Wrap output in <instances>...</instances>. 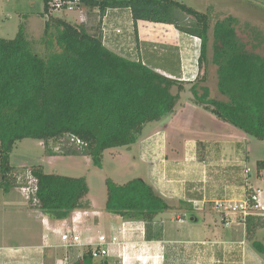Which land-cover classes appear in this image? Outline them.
I'll return each mask as SVG.
<instances>
[{
	"label": "trees",
	"instance_id": "1",
	"mask_svg": "<svg viewBox=\"0 0 264 264\" xmlns=\"http://www.w3.org/2000/svg\"><path fill=\"white\" fill-rule=\"evenodd\" d=\"M43 1L46 18L39 39L43 53L32 49L22 27L13 38H0V186L4 191L27 186L19 178L26 166H12L9 160L18 141L41 140L49 156H88L93 166L101 167L105 150L134 144L146 123L175 111L184 82L105 46L100 22L106 11L109 17L130 13L135 38L137 21L168 24L182 34L198 36L199 63L206 57L209 17L180 1L78 0V6L86 8V20L80 25L52 15ZM212 49L217 90L227 101L214 98L208 85L195 83L190 88L193 98L217 118L264 140V55L246 45L231 17L214 23ZM258 164L264 167V161ZM29 172L36 180L33 197L50 217L66 219L75 210L89 208L85 177L46 173L36 165ZM105 186L106 212L124 220L148 224L172 208L138 177L121 184L107 178ZM263 226L264 216H248L247 237L253 240ZM252 245L264 252L259 241ZM68 264L110 263L107 258L95 260L84 250Z\"/></svg>",
	"mask_w": 264,
	"mask_h": 264
},
{
	"label": "crops",
	"instance_id": "2",
	"mask_svg": "<svg viewBox=\"0 0 264 264\" xmlns=\"http://www.w3.org/2000/svg\"><path fill=\"white\" fill-rule=\"evenodd\" d=\"M43 11L44 1L42 10L28 11L26 15L18 12L19 17L22 14L25 17L24 31L30 41L34 37L39 39L42 34L46 18L42 15ZM52 15L60 17L54 12ZM136 28L143 61L158 72L179 78L181 60L178 43L186 36L172 25L162 23L137 21ZM153 47L158 48L157 52ZM192 85L191 82H184L175 111L160 120L146 123L134 144L103 152L98 169L111 177L129 171L135 176L127 177L126 181L136 177L144 180L169 202L172 208L166 211H173L174 217L170 221L176 223L173 236H168L170 230L160 217L162 213L152 222L144 223V238L133 236L127 240L125 251L128 257H135L125 264H264V252H259L252 245V241L256 240L264 246V226L255 231L251 240L247 237L245 224L237 220L235 214H231V222L225 224L224 210L216 205L224 199L241 200L247 187L255 188L256 182L260 181L257 173L253 172L247 150V145L254 139L217 118L204 104L197 103L192 93L186 95V90L191 92ZM65 157L82 162L86 168L93 166L88 156ZM104 159L109 163L106 169L102 163ZM38 166L43 170L42 165ZM20 189L14 187L4 192L0 186V264L68 263L74 253L78 258L85 249H66L60 240V232L69 218L49 217L35 201L28 206L30 211L23 214L27 216L26 225H22L27 232V240L20 242L19 234L16 239L2 240L7 228H16L20 232L17 220L22 211L18 206L20 200H29V194ZM88 201L89 209H93L96 202L91 197ZM102 206L105 207V202ZM100 212L98 219L87 222L89 231L94 235L98 232L117 233L123 219L106 212L105 208L104 212ZM189 214H194L197 222L187 221L189 225H184L182 217L188 219ZM261 216H264V211ZM117 235L122 241L120 234ZM181 235L186 240H180ZM122 244L110 247L108 259L116 261ZM136 245L140 248L133 253ZM59 250L62 255L57 254Z\"/></svg>",
	"mask_w": 264,
	"mask_h": 264
},
{
	"label": "rangeland",
	"instance_id": "3",
	"mask_svg": "<svg viewBox=\"0 0 264 264\" xmlns=\"http://www.w3.org/2000/svg\"><path fill=\"white\" fill-rule=\"evenodd\" d=\"M187 6L194 8L199 12L207 14L209 17L210 28L208 31V42H207V51L206 57L202 59L199 63V76L196 81L191 82L195 83L197 86L205 84L208 85L214 98L218 100L227 101V97L221 95L217 90V65L213 61V49H212V27L216 21L226 19L228 17L233 18L234 26L239 30L242 39L245 41L246 45L251 49H255L258 52L264 55V0H177ZM32 3H36L32 4ZM43 0H0V38H13L16 36L20 27L24 29L25 24L23 14L29 12H35V10H42ZM23 12L22 16L19 17L18 12ZM86 8L82 5L76 8H66L59 11H54V14L59 15L60 17L65 18L70 23L78 25L82 20H85ZM84 23V22H83ZM113 23H115L113 21ZM27 36V35H26ZM28 38V37H27ZM40 39V37H39ZM38 37L32 38L31 47L35 52L43 53V47L39 41ZM157 47H153V50L157 52ZM186 95H190L191 92L186 90ZM181 96H184V93L181 92ZM253 138V137H251ZM252 142L247 145V150L251 158L252 168L254 174L257 173V178H260V181L256 182L255 188H259V203L260 205L264 203V167L261 165H256L258 161H264V140H258L253 138ZM108 151V150H107ZM111 151V150H109ZM57 157V158H56ZM108 157V154H107ZM103 158V155H102ZM10 164L15 167H20L21 165H27L25 170L22 172V175H19V178L23 180L28 188L26 190L20 189L21 191H26L25 193L29 194V200L26 199L20 200V205L18 208L21 209V214L18 215L17 225L21 226L20 232L12 228H7L3 232L2 240H13L16 239L18 235L19 241H26V231L22 229V225L27 223V216L23 214L29 210L30 203L35 201L33 197V186L34 182L31 179L26 178L28 171L31 165H42L43 170L46 173H58L62 175H71V176H83L87 180L89 190L86 196L93 198L96 202L94 210H100L104 212V207L102 206L106 199V186L105 180L107 178L112 179L114 182H124L127 177L132 175L131 172L126 171L123 175L122 172L113 175V177L108 176V173L102 172L98 167L88 166L82 162H77L74 158H66L65 156H49L45 154L43 141L37 139L26 138L21 141H18L11 154H10ZM102 160V159H101ZM75 161L77 163H75ZM104 168L109 167V163L104 159L102 161ZM31 164V165H30ZM120 164V163H119ZM256 166V169H255ZM131 177V178H132ZM86 180V181H87ZM20 188V187H19ZM6 192V191H4ZM36 202V201H35ZM37 204V203H36ZM264 205V204H263ZM26 215V214H25ZM48 215V214H47ZM202 215V214H201ZM49 216V215H48ZM50 217V216H49ZM160 217H162L163 223L168 227L170 233L168 236H173L175 232L176 223L171 222L170 219L174 217L173 211H165ZM158 217L157 219H159ZM89 221V220H88ZM87 221V222H88ZM187 217H182V223L184 225H189ZM86 222V223H87ZM190 222V221H189ZM24 233V234H23ZM17 236V238H18ZM29 236V235H28ZM185 236L181 235L180 240H186ZM19 242V243H20ZM137 246V245H136ZM140 245L133 248V253L139 250ZM81 250V249H80ZM71 252V251H70ZM80 252V251H79ZM130 252V251H129ZM62 255L63 252L59 250L57 253ZM132 255V253H131ZM135 257L134 255L130 258ZM76 258L74 253L69 259L68 263L72 262ZM264 258V256H263ZM108 259V257H107ZM110 264H122L118 260L112 258L108 259ZM132 264V263H130ZM139 264V263H134Z\"/></svg>",
	"mask_w": 264,
	"mask_h": 264
},
{
	"label": "built area",
	"instance_id": "4",
	"mask_svg": "<svg viewBox=\"0 0 264 264\" xmlns=\"http://www.w3.org/2000/svg\"><path fill=\"white\" fill-rule=\"evenodd\" d=\"M45 2L50 12L78 7V0H45ZM114 11H116V9H114ZM130 16L129 13V15L123 14L122 16L109 17V12L106 11L100 22L101 40L105 46L122 54L124 57L144 63L142 58V47L140 45L139 37L135 38L134 36L133 20ZM121 17H126V19H122ZM113 21L115 23H113ZM185 36L186 39H183L178 43L181 60V75L179 80L184 82H194L199 76L201 39L198 36ZM77 142L79 141L77 140ZM27 178L31 179L34 183L36 182L29 171ZM20 188L26 190L28 186ZM34 190L35 188H33L32 192H34ZM245 191V196L241 200L234 201L232 199H224L216 203L219 208H223L224 210L225 218L223 220L225 221V224L231 222V214H235L236 219L244 224L245 219L248 216L262 215L264 206L259 203V194L261 190L257 187L253 188L252 186H248ZM100 215L101 212L99 210L89 208L73 211L66 224H64L63 230L60 232L62 246L66 249L71 247L84 248L85 250H89L93 259L100 260L109 257L111 246L122 244L123 241L121 251L116 255V260L125 264L126 260L130 259L125 251V245L128 242L127 240L133 236L142 239L144 238V222L123 219L117 231L122 238V241H120L116 232H98L94 235L89 231L86 222L88 220L94 221L95 219H98ZM58 264L68 263L61 261Z\"/></svg>",
	"mask_w": 264,
	"mask_h": 264
},
{
	"label": "water",
	"instance_id": "5",
	"mask_svg": "<svg viewBox=\"0 0 264 264\" xmlns=\"http://www.w3.org/2000/svg\"><path fill=\"white\" fill-rule=\"evenodd\" d=\"M188 220H189V221H193V222H197V218L195 217L194 214H189V215H188Z\"/></svg>",
	"mask_w": 264,
	"mask_h": 264
},
{
	"label": "bare ground",
	"instance_id": "6",
	"mask_svg": "<svg viewBox=\"0 0 264 264\" xmlns=\"http://www.w3.org/2000/svg\"><path fill=\"white\" fill-rule=\"evenodd\" d=\"M138 259H141V260H142V258H138ZM126 262H128V260H126ZM126 262H125V263H126Z\"/></svg>",
	"mask_w": 264,
	"mask_h": 264
}]
</instances>
